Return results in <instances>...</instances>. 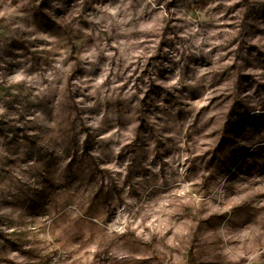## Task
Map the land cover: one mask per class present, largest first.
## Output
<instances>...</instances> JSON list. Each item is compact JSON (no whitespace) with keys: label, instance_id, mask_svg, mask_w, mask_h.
Segmentation results:
<instances>
[{"label":"clouds","instance_id":"9594fccd","mask_svg":"<svg viewBox=\"0 0 264 264\" xmlns=\"http://www.w3.org/2000/svg\"><path fill=\"white\" fill-rule=\"evenodd\" d=\"M41 4L0 0V264H264V0Z\"/></svg>","mask_w":264,"mask_h":264},{"label":"rangeland","instance_id":"374dc122","mask_svg":"<svg viewBox=\"0 0 264 264\" xmlns=\"http://www.w3.org/2000/svg\"><path fill=\"white\" fill-rule=\"evenodd\" d=\"M193 3L198 7H205L207 0H193ZM244 3H247V0H244ZM41 7H43V0H42ZM239 7H241V5L235 6V8H239ZM235 8L228 10V16H230L232 14V12L235 11ZM59 11H61V10L57 9V12H59ZM251 11H254V9L250 10V12ZM258 15H260L262 18H264V12L258 13ZM228 16H225V19H227ZM247 18H248V14H246L244 17L245 21L247 20ZM47 27L49 29H52L54 27V25L49 24V25H47ZM55 28H57L60 32L64 31V29L61 26H55ZM243 28H244V24L242 23L241 24L242 31H241L240 35L246 36L247 33L243 31ZM254 31L260 32V34H264V30H255L254 29ZM53 34H56V33L53 32ZM245 43H246V41H241V49H243ZM262 49H264V44L258 43L257 45H250L248 47V52L250 54L251 52L255 51L257 53L255 60L259 63V65L261 67H264V50H262ZM74 52H75V49H73V53ZM73 58H75L74 55H73ZM238 59H240V57H238ZM243 60H244V64H242L241 67H251L252 66V61H250L247 56L243 57ZM232 70H233V75L235 77L234 88L239 84L240 80H242V79L243 80H254V77L251 73L246 72L242 75L241 72L238 70L236 65H232ZM146 73H147V69L145 70V74ZM220 75L222 76L223 74H220ZM259 88H264V84H259ZM259 88H258V90H259ZM235 94H236L235 91H233L232 95H235ZM230 98L231 97H229V99ZM222 99H224V98L223 97H217L215 100H213L212 103L215 104L216 100H222ZM238 104H239L238 100L232 101V104H231V106L229 108V112H228L229 116L231 115L232 111L235 110V108L237 107ZM218 107H219V105H218ZM204 111H208V109H205ZM213 120H214V117L212 119L208 120L207 124H211L213 122ZM229 123H230V121H229ZM227 127H228V125L225 124V129H227ZM228 143H229V141L226 140L224 136H221V139L219 142H217L216 147L213 150V152L208 154L211 157L208 161L209 164H211L212 161L215 159V153L221 151V149H225V145ZM9 243H13V242L9 241Z\"/></svg>","mask_w":264,"mask_h":264}]
</instances>
